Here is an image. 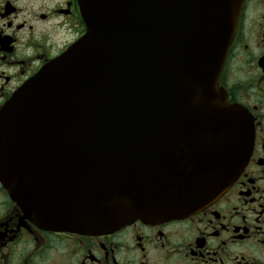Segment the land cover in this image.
<instances>
[{"label":"water","instance_id":"95a60500","mask_svg":"<svg viewBox=\"0 0 264 264\" xmlns=\"http://www.w3.org/2000/svg\"><path fill=\"white\" fill-rule=\"evenodd\" d=\"M243 0H77L85 33L0 112V182L35 224L102 234L193 215L252 130L218 77Z\"/></svg>","mask_w":264,"mask_h":264},{"label":"flooded vegetation","instance_id":"af4514ba","mask_svg":"<svg viewBox=\"0 0 264 264\" xmlns=\"http://www.w3.org/2000/svg\"><path fill=\"white\" fill-rule=\"evenodd\" d=\"M84 31L76 0H0V110ZM219 85L249 114L248 161L184 219L101 235L44 231L0 184V264H264V0H244Z\"/></svg>","mask_w":264,"mask_h":264}]
</instances>
